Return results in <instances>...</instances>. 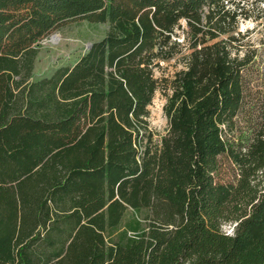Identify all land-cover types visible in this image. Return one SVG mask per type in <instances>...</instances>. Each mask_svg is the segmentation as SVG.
I'll list each match as a JSON object with an SVG mask.
<instances>
[{"label":"trees","instance_id":"obj_1","mask_svg":"<svg viewBox=\"0 0 264 264\" xmlns=\"http://www.w3.org/2000/svg\"><path fill=\"white\" fill-rule=\"evenodd\" d=\"M253 4L0 0V264H264V25L240 29ZM78 19L110 27L34 78L36 43Z\"/></svg>","mask_w":264,"mask_h":264},{"label":"rangeland","instance_id":"obj_2","mask_svg":"<svg viewBox=\"0 0 264 264\" xmlns=\"http://www.w3.org/2000/svg\"><path fill=\"white\" fill-rule=\"evenodd\" d=\"M253 0H249L250 5ZM252 18L241 21L240 29H259L258 25H264V6H251ZM108 23H92L84 19L70 21L53 31L46 38L36 43L38 55L34 66V78L50 73L54 68L65 64L74 63L85 51L89 43L102 38L109 30ZM257 31V30H256ZM257 38V34H254ZM179 56L167 60L157 61L155 74L158 77L172 75L182 67ZM166 99L161 92H157L152 103L149 105L151 128L164 133L168 120L164 112ZM234 223L226 222L222 225V230L226 233H233Z\"/></svg>","mask_w":264,"mask_h":264},{"label":"water","instance_id":"obj_3","mask_svg":"<svg viewBox=\"0 0 264 264\" xmlns=\"http://www.w3.org/2000/svg\"><path fill=\"white\" fill-rule=\"evenodd\" d=\"M91 46H92V43H89L88 46H87V48H90Z\"/></svg>","mask_w":264,"mask_h":264}]
</instances>
